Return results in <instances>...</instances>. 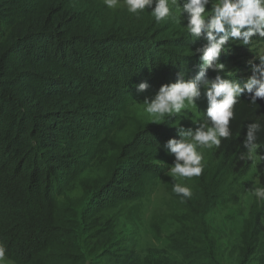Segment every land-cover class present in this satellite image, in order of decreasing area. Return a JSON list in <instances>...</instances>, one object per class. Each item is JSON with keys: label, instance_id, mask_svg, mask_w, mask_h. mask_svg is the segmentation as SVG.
Masks as SVG:
<instances>
[{"label": "trees", "instance_id": "obj_1", "mask_svg": "<svg viewBox=\"0 0 264 264\" xmlns=\"http://www.w3.org/2000/svg\"><path fill=\"white\" fill-rule=\"evenodd\" d=\"M151 11L136 15L99 0H0V243L13 264H133L122 228L126 204L157 175L162 154L154 146L165 129L137 121L122 140L128 105L153 97L180 71L194 78L203 63L201 53L188 55L203 46L191 42L184 22L157 23ZM230 59L221 53L219 62ZM218 74L229 78L210 69L205 77ZM140 83L148 87L140 91ZM250 99L241 94L232 136L216 148L232 174L251 163L240 157L252 122L260 124L257 154L264 155V101ZM255 175L264 186V160ZM208 192L200 190L195 206L181 202L189 225L180 222L167 239L188 264H212L196 254L210 242ZM263 223L264 200L251 214L249 250Z\"/></svg>", "mask_w": 264, "mask_h": 264}, {"label": "rangeland", "instance_id": "obj_2", "mask_svg": "<svg viewBox=\"0 0 264 264\" xmlns=\"http://www.w3.org/2000/svg\"><path fill=\"white\" fill-rule=\"evenodd\" d=\"M99 1L104 3V0ZM179 2L182 7L186 0ZM116 9L127 10L123 0ZM181 21L186 24L183 16ZM252 39L250 46H242L232 41L231 45L221 52L231 58V61L225 64V74L233 71L234 76L246 80L253 75L252 66L259 65L258 56L264 55V38ZM199 43L203 47L207 46L203 36L199 38ZM204 79L209 78L204 77ZM145 98L134 100L128 105L127 123L124 130L119 133L122 140H129L136 131L137 121L142 122V125L153 126L154 129H165L160 144L154 146L156 153L160 151L162 154L156 162L157 175H153L148 180L146 192L141 199L126 204L127 215L126 219L125 217L123 219L122 228L125 229L128 243L134 252L133 264H188L182 255L169 248L167 239L180 229V222L189 225V221H186L189 217L188 209L181 202L195 206L202 199L200 190H209L206 201L212 205L210 214L205 217L209 226L210 242L196 254H207L212 264H264V234L260 237L256 250L248 249L251 245L249 227L251 214L259 210L262 201L252 192L254 187L259 186L255 175L256 159L251 160L243 171L232 174V171L221 166L222 160L217 157L215 147L201 149L204 156L202 174L190 179L176 177L173 180L168 172L174 156L166 151L165 145L169 139H179V136L176 128L170 126L172 124L170 122L183 120L180 126L186 130L189 128L195 130L196 125L191 119H196V110H182L178 116L169 117L167 123L157 124L151 122L143 111ZM196 103L198 110L204 112L207 101L203 92ZM174 183L189 187L192 196L184 198L175 193L176 195L172 197L170 192ZM242 248L245 251H242ZM9 264L13 263L9 261Z\"/></svg>", "mask_w": 264, "mask_h": 264}, {"label": "clouds", "instance_id": "obj_3", "mask_svg": "<svg viewBox=\"0 0 264 264\" xmlns=\"http://www.w3.org/2000/svg\"><path fill=\"white\" fill-rule=\"evenodd\" d=\"M104 3L109 9H116L121 0H104ZM123 4L128 12L136 15L152 8L150 14L157 23L172 21L181 24L183 16L186 21L183 27L193 38L191 42L201 36L207 40V46L197 48L195 52L187 50L189 56L201 53L203 61L194 78L186 79L185 72L180 71L174 83L160 86L151 99L146 97L143 100V111L151 122L157 124L167 123L169 117L178 116L182 110H196V119H191L196 125L195 130H186L180 126V120L175 121L170 126L176 128L179 139H169L165 149L174 156L168 172L173 180L176 177H198L204 170L201 149L219 148L222 139L232 136L229 124L241 94L250 93L252 104H256L257 98L264 99V55L258 56L259 65L252 66L253 75L243 82L231 78L233 71L226 72L229 78L218 74L214 79H204L209 69L225 72V65L219 62V57L230 40L250 46L254 36L264 38V0H186L182 7L179 0H123ZM136 87L143 91L148 85L140 83ZM202 92L207 101L204 112L198 110L196 103ZM259 130L258 122L247 125L243 141L246 152L241 154L242 160H264V155L257 154L261 147L256 135ZM172 191L184 198L192 196L191 189L181 183H174ZM252 192L264 200V186H256ZM6 251V246L0 243V264H9Z\"/></svg>", "mask_w": 264, "mask_h": 264}]
</instances>
